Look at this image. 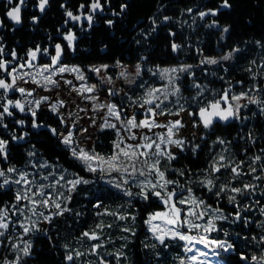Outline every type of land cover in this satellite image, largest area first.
I'll use <instances>...</instances> for the list:
<instances>
[{
    "label": "trees",
    "instance_id": "16d2710c",
    "mask_svg": "<svg viewBox=\"0 0 264 264\" xmlns=\"http://www.w3.org/2000/svg\"><path fill=\"white\" fill-rule=\"evenodd\" d=\"M37 2L38 0H26L21 26L16 28L10 24L5 13L16 6L17 0H14L13 5L0 0V24L3 25L0 27V45L4 46V60H12L8 53L15 50L17 56L22 58L18 62L22 63L27 59V51L35 50L39 46L42 51L48 48L49 54L41 55L37 63L50 64V56L55 55L54 45L59 43L64 49L60 63L78 65L87 74L89 67L108 65V71L116 78L118 71L114 67L117 61L121 66L139 64L144 71L136 87L128 90L127 97H143L149 86L159 83V73L153 75L148 69L191 65L189 71L194 75L189 76L186 72L179 79V104L167 105V110L170 108L171 111H177L183 105L185 110L195 113L198 107H204L228 89L230 97L247 92L249 97L260 101L259 105L246 102L247 107L243 108L239 120H233L228 126L218 125L214 130L206 131L204 139L186 143L183 152L170 164L166 160L160 163L167 179L178 180L184 189L191 188L197 198L204 200L205 204L213 209H222V214L228 217L215 219L214 215L207 216L203 223L211 219L219 231L211 232L210 236L216 240H226L233 245L224 256L226 264H246L241 256L249 257L247 264H252L251 256L259 257L264 247L261 241L264 235V214L260 211L264 208V151H261L264 149V114L261 112V108H264V0H228L231 5L229 8L220 7L223 0H100L104 5L103 14L94 15L90 28L85 24L81 28L79 25H68L66 28L63 26L67 19L65 10L78 15L80 6L84 5L87 7V13L91 0H51L43 13L39 12ZM121 5H127L123 12ZM209 9L219 11L215 16L209 15L202 19L199 13ZM33 17H38L37 25L33 24ZM164 17L170 19L165 20ZM108 21L112 23L108 24ZM209 25L214 26L211 28ZM224 27H228L227 33L222 31ZM88 29L90 32H87ZM69 30L74 32L77 38L74 51L68 48L67 41L63 38ZM171 33L175 34L174 38ZM257 41L260 42L259 45ZM173 43L181 46L176 56L172 50ZM236 48L240 51L235 52L230 63H219L214 67L200 64L205 57L221 58ZM6 76L0 73V78H7ZM194 82L201 87H192ZM140 84H143V87H140ZM11 96L5 99H18L15 94ZM123 101L131 104L127 100ZM4 102V99H0V104ZM12 111L14 116H6L4 119L8 130L0 127V138L8 141L9 148L16 142L11 139L13 134L19 137L32 130V117L28 112L21 113L16 109ZM19 120L25 122L23 126L16 123ZM217 138L225 143H218ZM114 140L113 131L99 132L95 151L103 155L113 147ZM53 143L62 155V161L55 167H32L31 171L37 174L35 185L54 183L60 175L65 178L61 185H65V181L71 180L72 176L83 173L80 167L69 159V152L62 149L57 140ZM194 145H199L195 153L192 151ZM221 155L225 157L222 162L224 164L243 162L241 167L245 173L249 171L250 165L257 171L252 175L236 178H233L230 169L226 167L221 168L218 173H213L210 165ZM257 155L261 156V160L253 164V158ZM36 160L41 161L40 157ZM15 168L18 173L25 172L23 167ZM180 172L184 175L181 176ZM44 175H48L47 181L41 179ZM8 176L12 180L18 178L16 173ZM253 176H261V179L254 180ZM209 179L213 180L215 185L211 192L204 187ZM246 183L256 184L258 187L254 194L238 195L235 204H230L227 200V196L235 195L230 191H225L219 196L214 194L222 185L231 188L243 187ZM21 187L17 185V190ZM171 190L172 186L169 188V191ZM47 191L62 192L63 197L70 194L66 185ZM177 191H180V188H177ZM63 197L57 202L62 206L66 205L71 211L52 217L51 223L47 222L45 227H42V217H33L25 210V216L35 220L38 228L28 234H24L19 225H13L18 219L26 226L30 225L31 221L25 220L19 214L13 215L10 211L12 223L5 235L0 237V264L5 260H15L12 244L21 243L24 246L37 236L45 238L57 258L66 261V264H99L100 259L105 256L116 260V264H135V244L139 245L141 255L152 264H179L185 258L182 242L166 240L169 246L165 247L153 240L146 229L145 221L148 216L164 210L158 198L150 195L149 199L144 201L137 197L132 204L127 205L121 195L104 185L94 183L78 185L71 192L70 202L65 201ZM53 199L57 197L53 196ZM13 202L14 199L8 197L3 206H10ZM38 211L49 215L58 210L49 207L40 208ZM237 211L241 216L239 221L236 220ZM119 216L129 219L120 220ZM132 216H135V220L131 219ZM245 218L249 221L247 224L244 223ZM125 228L130 231H124ZM84 232H95L100 239L90 240L82 236ZM93 244H101L102 247L93 253ZM76 251L84 255L75 257ZM69 253L75 257L72 262L65 259Z\"/></svg>",
    "mask_w": 264,
    "mask_h": 264
},
{
    "label": "snow or ice",
    "instance_id": "6c2138e0",
    "mask_svg": "<svg viewBox=\"0 0 264 264\" xmlns=\"http://www.w3.org/2000/svg\"><path fill=\"white\" fill-rule=\"evenodd\" d=\"M8 5H13L14 0H5ZM49 0H38L37 8L43 13L45 11L46 6L48 5ZM26 7V0H17L16 6L12 7L11 10L7 11L5 14L11 21L16 24L21 23V12L22 9ZM63 7V5H62ZM84 5L80 6L78 10L80 14H74L70 10H65V15L67 17L65 23L67 24L69 20L80 23L83 20H87L89 27H91L93 17L95 13L103 12L104 5L101 4L100 0H91V3L88 5V12L85 13L83 11ZM127 5H121V12ZM221 8H229L231 5L228 3V0H223V3L220 5ZM189 12L191 9L188 10ZM217 10L209 9L208 11H201L199 16L201 18L211 15L215 16L218 13ZM114 15H119V13H113ZM165 20L170 19L169 17H164ZM38 17H33V22L37 21ZM108 24H111L112 21H108ZM153 23L155 21L153 20ZM215 23V22H214ZM3 25L0 24V27ZM211 26V25H210ZM155 30V29H153ZM224 33L229 31L228 27H224L222 29ZM171 35H175L171 33ZM64 40L67 41V46L71 50H75V41L76 36L75 33L71 30L68 31L66 35L63 36ZM258 45L259 41L256 42ZM181 46L175 43L172 44L173 52H176ZM55 55L50 56V64H45L39 68H37L36 62L38 61L41 55L47 56L49 54L48 48L41 50L39 46L33 49H29L25 54L27 59H24L22 63L18 61L22 58L17 56L15 50H12L8 53L9 56L12 57V60H4L3 56L4 46L0 45V73L6 74L9 79L0 78V99H4L5 102L0 104V127H3L5 130H8V124L4 123V119L6 116L12 117L14 116V112L12 109H16L21 113H25L26 111L30 113L32 117V127L39 128L42 125L36 123V115L37 111L40 110L41 105H48L49 97L43 96L40 99L28 100V97H32L34 94L33 90H27L24 87L18 86V80L23 81L24 83H33L38 87L44 88L45 90L51 91V89L47 88L48 85H52L53 87L59 89L60 81L53 79L54 76H62L65 72H71L76 74V79L80 81H85L86 77L83 74L82 70L78 67L65 66L60 63L61 57L64 53V49L61 44L57 43L54 45ZM240 49H233L226 55H223L220 60L228 61L232 59V56L235 52H239ZM220 60L211 57H205L200 61V64H208V65H217L220 63ZM253 63H255L253 61ZM59 65V66H58ZM117 67H122L120 62L117 61ZM108 65H102L100 67H93L91 71L97 75L101 71L107 72ZM191 65H181L179 67L172 68H157L156 70L148 69L153 75L159 73V76L162 80L166 81V84L162 87L149 88L146 91V97L142 98L143 103L139 105L141 108H145L146 113L144 114V118L137 121L135 116L130 117L126 121L122 119L120 109L117 104L109 103V104H93V111L95 110H104L106 109L105 116L103 118V122L100 125V131H104L105 129L115 130V134L117 139L113 141V154L105 159V157L100 156L99 153L95 151V148L91 150H85L84 148H79L78 142L74 139L76 133L73 129L76 128V123L72 122L71 124H67L66 127L68 131L66 134L58 133L56 129L51 128L50 131L53 135L61 138V143L65 145L70 152V155L79 161L83 166L84 170L90 173H95L97 171L104 173L105 171L111 172H119L125 174L126 176H130L133 178V183L140 188L138 193H133L130 190L124 191V194L128 197L139 196L142 200L147 201L149 196L156 197L160 200V202L164 206V211H159L152 213L148 216L145 223L149 227V231L153 234L155 239L159 242L160 245L168 247L169 245L166 243L167 241H175V242H183L181 247L186 253H190L191 255L187 256L188 264H208L205 259H201L202 257H207L209 253L207 251L202 250L201 248H197L196 245H202L203 249L212 248L214 255H219V251L227 252L229 249L233 248V245L228 241L224 240H216L209 239L208 236L203 234L193 235L194 231L198 233H211L213 231H219L216 228L213 221L210 219L206 221L204 225L197 223L198 220H203L205 215L208 212L211 213H221V215L215 216V219H228V217L222 214V209L216 208L212 209L210 205H206L205 201L197 198L192 192L191 188L184 189L180 186L178 180H169L166 178L165 170H161L160 163L161 159H165L167 163L170 164L172 160L176 157L170 151L169 145L175 146L179 148L181 151L184 149L185 141L178 137V133L184 125L181 123L179 119L174 121H169L168 123L161 124L157 121V116L163 115H175L179 116L181 111H185L183 105L179 107L176 112H172L171 109L166 112L164 107L161 105L168 104H179V99L172 100V97H178L180 93V87L177 81L180 79V73H188L189 76L194 75L191 73L189 69ZM37 69L36 73L33 74L32 71H24V69ZM226 70V69H225ZM144 70L138 64L135 69V76H141ZM251 71V69H248ZM47 73V75H45ZM120 77L125 79L129 84L135 83V80H128V76L124 71L120 72ZM37 76L40 79H37ZM106 83L111 84L112 78L110 76H106L103 78ZM64 83L68 85H72L71 80H65ZM239 83V82H238ZM143 87V84L139 85ZM192 87L199 89L201 86L199 84L193 83ZM72 91L80 94L85 100L96 101L98 100V96L96 95H85L92 94L96 91V85H88L86 83L82 84L79 88L73 86ZM109 95L118 96V91H113L112 89H107ZM14 92L19 93L21 98L24 99L25 102H21V99H17L15 101L11 99H5L8 93ZM230 89L225 90L219 94L217 99L213 101H209L204 107H198L197 112L192 113L189 112L190 116H196L199 118V124L203 126L206 130H211L213 125L217 122H228L229 120H239L240 110L243 107H247V105H241L239 103L240 100L246 99L249 103H254L259 105L260 101L254 100L249 97L247 92H242L240 95H231L229 96ZM203 93L201 92L200 95ZM163 97V99H161ZM129 100L132 98L127 97ZM195 100L196 97H193ZM235 102V103H234ZM27 106V107H26ZM65 102L63 100H58L55 103L50 105V110L59 115V108L64 107ZM84 111V109H81ZM262 114H264V108H261ZM73 115L69 113V116ZM113 119L120 124L118 128L117 123L112 122ZM246 119V117H245ZM61 124H65V120L63 116H60ZM17 124L23 126L24 121L19 120L16 121ZM95 121L93 119V125ZM193 126H198L194 121ZM155 128H163L166 129V132L163 134L153 133L149 135L148 133H152ZM121 129H123L126 133V137L121 135ZM147 129V132H139L133 130H144ZM81 132H87V129H80ZM27 133H24L17 137L15 134L11 136L13 141L23 140ZM127 141H136V143H129ZM217 142L220 144H224L225 142L222 139L217 138ZM255 143V141H253ZM199 148V145H194L192 147V151L195 153L196 149ZM261 151H264L262 149ZM29 156H34V152H29ZM8 157V141L0 138V158L7 160ZM225 160L223 155L218 157V160L213 162L211 167V171L213 173H218L221 171V168H229L230 172L233 174V178L240 177L242 175H252L257 171V169L253 166H249V171L245 173L241 167L243 162L239 164L222 163ZM261 160V156L257 155L253 158V164L256 161ZM105 165L107 167H105ZM139 165V166H138ZM34 167H44L50 168L51 165L44 163L42 165H33ZM264 170V169H262ZM66 171V170H62ZM9 173H16L18 178L10 181L8 179ZM50 175H54V173H50ZM180 175L183 176L184 173L180 172ZM29 173L27 172H17V169L14 167H8L7 169L0 168V178H3L2 183H0V187L10 184L21 185L22 187L15 191L14 193V202L10 206H2L0 207V237L5 235V232L9 229L10 224L12 223L10 220V211L13 215L19 214V216L23 217L25 220H30V225H25L22 220H17L13 227L19 225L22 228L24 234H28L33 230H38L36 221L31 217L25 216V210L30 212L32 216H39L43 218V221L51 223L53 216H62L64 212H69V209L66 205L62 206L60 202H57L59 198L63 197L62 192L55 191H47V189H55L57 186L64 187L65 185L68 187L69 195L67 197H63V199L67 202L71 201V192H73L78 185L81 184H89L90 180L84 179L82 176L77 175V178L73 180L65 181V185H61V181H64V176L60 175L58 179H55L54 183H49L47 185L39 184L35 185V191H33L34 180H30ZM138 177H144L143 180L138 179ZM48 175H44L41 177L42 180L47 181ZM254 180H260L261 176H253ZM111 183V182H110ZM129 183V179L125 178L121 183H115L114 186L117 189H122V185H126ZM203 183V182H202ZM169 186H172V190L169 191ZM204 187L207 188L208 191H212L213 187H215L213 180L209 179L204 184ZM258 187L256 184H244L243 187H231L221 186L219 191L214 193L219 196L221 193L225 191H230L235 195L227 196V200L230 204H235L238 195H243L245 193H255V189ZM177 188H180L179 193L177 192ZM185 192L187 194H185ZM53 196H56L57 199H53ZM38 197V199H37ZM27 203H23V202ZM98 206V205H97ZM204 206V211L200 210V207ZM54 207L58 211L50 213L49 215H45L43 211H38L40 208H49ZM239 206L237 205V208ZM261 213L264 214V208L260 209ZM236 220L239 221L241 219L239 211L236 212ZM120 220H127L129 217L119 216ZM132 220H135V216L131 217ZM154 221H160L161 223H154ZM249 221L247 218L244 219V223L247 224ZM99 227V226H98ZM111 227V225H109ZM183 229H187L184 231ZM124 231H130L125 228ZM135 233H133L134 235ZM227 235V233H224ZM82 236L87 237L90 240H99L100 237L95 232H84ZM155 245H153L154 247ZM67 248V245L64 246ZM102 247L101 244H93L91 246L92 252L95 253L97 249ZM12 248L14 250H18L22 252L23 256L30 255V244H25V246L21 249L19 244H12ZM84 255L81 252L76 251L75 257H79ZM74 255L69 253L66 255L65 259L69 262L74 261ZM119 258V257H117ZM243 261H249V257L241 256ZM251 261L255 262V264H264V254L257 257L256 255L251 256ZM21 256L18 254L15 257L14 264H20ZM2 264H12V262L3 261ZM101 264H105L102 260ZM180 264H185V260H181Z\"/></svg>",
    "mask_w": 264,
    "mask_h": 264
},
{
    "label": "rangeland",
    "instance_id": "374dc122",
    "mask_svg": "<svg viewBox=\"0 0 264 264\" xmlns=\"http://www.w3.org/2000/svg\"><path fill=\"white\" fill-rule=\"evenodd\" d=\"M213 26L214 25H211V26L209 25V27L211 28ZM234 55L235 53L233 54L232 59L228 61L220 60V58H216V59L220 60V63H230L233 61ZM36 64H37V68L43 66V65H39L37 62ZM65 66H68L69 68L78 67L79 69H81V67H79L78 65H65ZM100 66L101 65L93 66V67H100ZM136 66L137 65L114 67V69H117L118 71V76H116V78H114L113 75L108 71L109 67L107 69V72L101 71L99 75L91 71L93 67H89L88 74L91 77H89L87 72L81 69L83 74L86 77L85 81H80L76 79L75 73L65 72L64 74H62V76L57 75L53 77V79L60 81V88L57 89L53 87L52 85H48L47 88L51 89V91L38 87L36 84H33L31 82L24 83L23 81L18 80L19 87H24L27 90H33V89L35 90L33 96L27 98L28 100L40 99L43 96H48L49 102L47 106L41 105L40 110L37 111V115L35 117L36 123L42 126L39 128L32 127V130L27 133V135L25 136L23 140H18L10 148L8 147L7 160L0 158V168H3V169H7L8 167L15 168V166H18L19 168L23 167L25 168V172L28 171L30 180H34V182L36 183L35 176L37 174L31 171L32 167H34L33 166L34 164L42 165L44 163H47L55 167L57 165H60L62 161V155L55 147L53 143L54 140H57L61 144L62 149H65L68 151L67 147L61 143V138L53 135L50 129L54 128L57 130L58 133L66 134V132L68 131V128L66 127V125L71 124L72 122L76 123V128L73 129V131L76 133L74 139L78 142L77 146L79 148H84L85 150H91L92 148H94L95 143H96L97 134L101 132L99 130L100 125L102 124L103 118L106 113V109L93 111L94 103L95 104H109V103L117 104V106L120 109H122L121 116H122V119L125 121L132 116H135L137 121L143 119L144 118L143 113L145 112L147 106L145 108H141L139 107V105L143 103L142 98L146 97V92L144 93L143 97H134V98L131 97L132 98L131 100H129L126 95L129 89L136 87L137 82L140 78V76L139 77L135 76ZM209 66L214 67L216 65H209ZM173 67H179V66H173ZM36 70L37 69H31V70L27 68L24 69V71H32L33 74L36 73ZM121 71H124L126 73V75L128 76V80L134 79L135 83L129 84L125 79L121 78L119 75ZM183 74L184 73L179 74L180 78ZM45 75H47V73H45ZM106 76H110L112 78L111 84L106 83V81L103 79ZM7 79H9V77ZM37 79H40V77L37 76ZM65 80H71L72 85H68L64 83ZM84 83L88 85H96V91L94 93L85 94V95H96L98 96V100L96 101L85 100L80 94L71 90L73 86L79 88ZM177 83L179 85V80L177 81ZM165 84H166V81L159 78V83L157 85L149 86L148 89L162 87ZM107 89L118 91L119 95L118 96L109 95ZM13 94L16 95V98L21 99L22 103L25 102L24 99L21 98L19 93L10 92L8 93L7 96H10V95L13 96ZM161 99H163V97H161ZM171 99L174 101L177 99V97H172ZM58 100H63L65 102V106L59 108V115L54 114L50 110V105L52 103L57 102ZM123 100L129 101L131 104ZM246 102H248L246 99H242L239 101L241 105H245ZM165 104L170 105L168 104V102H165ZM161 107H164L166 112L168 111L165 105H161ZM243 108H241L240 114L242 113ZM81 109H84V111H81ZM172 111L176 112L175 110H172ZM189 112L194 113L193 111L185 110V111H181L179 113V116H175V115L160 116L158 115L157 121L161 124H165V123H168L169 121H174V120L179 119L181 123L184 125V127L180 129L178 133V137H174V138L183 139L185 141V144L190 141H199V140L204 139L207 130H204L203 127L199 124L198 118L196 116H190ZM25 113H27V111ZM69 113H72L73 115L69 116ZM27 114H30V113H27ZM60 116H63L66 122L63 125L60 122ZM93 119L95 121L94 125H93ZM194 121L196 122L198 126H195V127L193 126ZM112 122L117 123L118 128L120 127V124L116 122L114 119ZM82 128L87 129V132H81L80 129ZM105 130L113 131L115 135V140L117 139L115 130H112V129H105ZM133 131H136L137 133L141 131L147 132V129L133 130ZM165 132H166V129L155 128L153 129L152 133H148V134L149 135H152L153 133L163 134ZM121 135L127 138L126 133L123 129H121ZM127 142L136 143V141H127ZM168 147L170 151L175 155V157L183 152L179 148H176L175 146L169 145ZM10 152L13 154V156H11ZM29 152H34L35 155L29 156L28 155ZM112 154H113V147L106 150L104 154L100 156H103L105 157V159H107ZM39 157L41 161L36 160ZM69 159L72 160L75 164H77L82 170L83 173H77V175L82 176L84 179L90 180L91 183H94L97 185L101 184V185L108 187L115 193L121 195L125 199L127 205L132 204L136 200V198L139 197V196L128 197L124 194V191H127V190H130L133 193H138L140 191V188L137 187L135 183H133L132 177L126 176L125 174L115 172V171H111V172L105 171L104 173L97 171L95 173H90L84 170L81 163L77 161L76 159H74L70 155V152H69ZM164 160L165 159L163 158L161 159V161H164ZM105 167L107 166L105 165ZM34 168H39V167H34ZM34 171H37V169H34ZM77 175L72 176V178L70 177L71 180L77 178ZM125 178L129 179V183L126 185H122L123 190L117 189L114 186V184L121 183L122 180ZM0 179H1L0 183H2L3 178H0ZM8 179L12 181V179H10L9 176H8ZM138 179L143 180L144 177H138ZM35 183L33 186H35ZM16 190H17V185L15 184L5 185L3 187H0V207L3 206V203L6 198L12 197L14 199V193ZM177 192L179 193V191ZM204 210L205 209L203 208V211ZM218 214L219 213L213 214L211 212H208L205 215V218H207V216L209 217L212 215L217 216ZM196 222L200 223L201 225H204L203 223L205 222V219H203L202 222H199V221H196ZM154 223H161V222L154 221ZM47 224L48 223L44 221L42 223V227L47 226ZM262 224H264V220L262 221ZM146 229L149 232L150 236L153 238V240L157 241L155 237L153 236V234L149 231V227L147 224H146ZM183 230L187 231V229H183ZM192 234L193 235L203 234L205 236H208L209 239H214L212 236H210L209 233H198L194 231ZM261 241L264 244V235L261 237ZM18 244L21 249L25 246V245L23 246V244L21 243H18ZM28 244L31 245L29 256H23L22 252H19L18 250H13L15 251V256H17L18 254L21 256L20 264H66V261H60L57 258L56 254L53 252L52 248L50 247L48 241L45 238L37 236L36 238L32 240V242H29ZM196 247L201 248L202 250L207 251L209 253L207 257L201 258V259H205L208 262V264H226V261L224 260V256L226 255L227 252L217 250L219 251V255L217 256L213 254L212 248L203 249V246L199 244L196 245ZM134 249H135V264H152V262L149 259L144 258L141 255L138 244L134 245ZM262 254H264V247L261 252V255ZM189 255L191 254L185 252V258L183 259L185 260V264H188L187 256ZM102 258L111 261V263H114V261H116L106 256ZM14 261L15 260L11 261L12 264H14ZM252 264H255V262H252Z\"/></svg>",
    "mask_w": 264,
    "mask_h": 264
},
{
    "label": "water",
    "instance_id": "95a60500",
    "mask_svg": "<svg viewBox=\"0 0 264 264\" xmlns=\"http://www.w3.org/2000/svg\"><path fill=\"white\" fill-rule=\"evenodd\" d=\"M50 1H51V0H49L48 5H49ZM48 5L46 6V8L48 7ZM25 9H26V7H24V8L22 9V12H21V23H22V19H23V11H24ZM86 10H87V7H84L83 11L85 12ZM39 12H40V11H39ZM40 13H41V12H40ZM78 14H80L79 11H78ZM102 14H103V12H99V11H98L97 13H95V15H97V16H98V15H102ZM207 17H209V15L203 17L202 19H206ZM7 19H8V17H7ZM8 21L10 22V24L15 25L16 28H19V27L21 26V23L16 24L15 22L11 21L10 19H8ZM38 23H39V19H38L37 21L33 22L34 25H37ZM84 24L89 26L87 20H83V19H82V22H80V23H76V22H73V21L69 20L68 23H67V24L65 23L63 27L66 28L68 25H74V26L79 25L80 27H82ZM91 26H92V24H91ZM89 28H90V27H89ZM87 32H90V29H88ZM172 37L174 38L175 35H172ZM177 51H178V50H177ZM177 51L174 52V56H176V55L178 54ZM145 113H146V110H145V112L143 113V115H144ZM197 118H198V117H197ZM198 120H199V118H198ZM232 122H233V120H229L228 122H220V121H217V122L213 125V127H214L215 125H217V124H220V125H223V126H228V125H230ZM200 210L203 211L202 207H200ZM204 218H205V217H204ZM198 221L201 222L202 220H198ZM102 260L105 262V264H116V263H111V261L106 260V259H103V258L100 259L99 264H101V261H102ZM67 262H69V261H67Z\"/></svg>",
    "mask_w": 264,
    "mask_h": 264
},
{
    "label": "flooded vegetation",
    "instance_id": "af4514ba",
    "mask_svg": "<svg viewBox=\"0 0 264 264\" xmlns=\"http://www.w3.org/2000/svg\"><path fill=\"white\" fill-rule=\"evenodd\" d=\"M81 28V27H80ZM7 77V76H6ZM8 78V77H7ZM7 78H5V79H7ZM218 125H220V124H217V125H215L214 127H212V129L211 130H207V131H212V130H214ZM202 126V125H201ZM203 127V126H202ZM204 129V128H203ZM204 130H206V129H204Z\"/></svg>",
    "mask_w": 264,
    "mask_h": 264
}]
</instances>
